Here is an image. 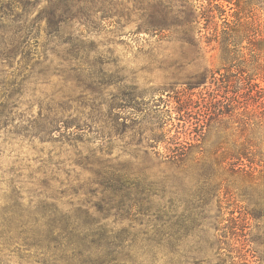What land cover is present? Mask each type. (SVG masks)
<instances>
[{"label":"rangeland","instance_id":"1","mask_svg":"<svg viewBox=\"0 0 264 264\" xmlns=\"http://www.w3.org/2000/svg\"><path fill=\"white\" fill-rule=\"evenodd\" d=\"M113 4L119 24L102 21L93 33L82 26L80 38L85 46L96 47L105 70L119 71L137 93H143L135 109L117 108V125L111 132L117 133L112 156L126 159L122 153L126 150L139 160L126 167L134 184L126 189V208L117 212L116 230L124 231L128 245L138 249L140 264H164L167 259L160 250L169 248L182 251L183 264H193V259L216 264L213 255L219 247L241 256L238 262L264 264V0H214L211 5L208 0L185 4L113 0ZM220 9L229 26L238 30L229 31L224 42L220 32L224 25L216 17ZM208 14L215 16L218 33ZM140 15L159 19L161 29L145 31ZM193 16L196 22L187 24L186 17ZM37 41L39 53L42 45L60 52L47 50L46 63L35 69L36 83L30 86L34 97L26 95L33 102L31 112L23 106L27 114L23 120L36 115V101L47 102L51 95L55 100L70 96L72 117H100L90 107L99 102L107 115L115 86L97 99L86 91L79 96L75 82L64 80L70 68L61 59L66 46L48 41L42 32ZM38 59L42 62L43 57ZM151 133L166 135L153 147ZM174 135L190 143L184 164L161 162L153 154L165 155ZM86 138L89 143L79 145L82 151L99 148L98 137ZM52 147L59 144L17 137L5 141L2 133L0 170L5 175L17 163L36 166L37 151ZM247 155L254 165L247 166ZM82 176L88 178L89 173ZM68 200L62 198V210Z\"/></svg>","mask_w":264,"mask_h":264},{"label":"trees","instance_id":"2","mask_svg":"<svg viewBox=\"0 0 264 264\" xmlns=\"http://www.w3.org/2000/svg\"><path fill=\"white\" fill-rule=\"evenodd\" d=\"M213 1L208 0L209 5ZM181 2L185 4L186 0ZM113 10V0H0V134L5 135V141L17 137L32 143L37 139L59 144L47 152L40 148L34 158L36 166L17 163L5 175L0 170V264H140L138 249L128 245L130 240L124 231L115 228L117 212L126 208V189L134 184L126 167L139 160L135 152L126 150L122 152L126 159L123 155L112 156L117 133L111 132L117 125V108L135 109L143 93H137V87L132 82L129 85L119 71L105 70L106 63L96 47L85 46L80 38L82 26L91 28L87 31L93 33L102 21L118 25L120 18ZM224 15L225 11L220 9L216 16L224 25L220 31L223 42L228 40L229 31L238 33ZM140 17L145 31L161 29L159 19ZM206 18L217 32L215 16L208 14ZM186 20L187 24L194 23L196 16ZM41 32L48 41L66 46L61 59L70 68L64 80L75 82L76 89L81 91L79 96L86 91L97 99L108 87L115 86L107 115L102 114L103 102H99L90 107L100 117H72L70 96L55 100L51 95L47 102L36 101V115L23 120L26 112L22 107L27 105L31 112L33 102L27 101L26 95L34 97L30 86L36 83L35 69L46 63L47 50L51 54L60 52L42 45L43 51L39 53L37 40ZM39 57H43L42 62ZM89 134L99 138V148L84 152L79 145L89 143ZM165 135L151 133L148 139L153 140L154 147ZM179 138L174 135L169 139L171 147L165 155L153 154L161 162L186 163L190 143ZM62 145L72 150L62 149ZM245 158L248 167L255 164L249 155ZM83 172L89 173L88 178L82 176ZM62 198H69L63 203L66 210L60 207ZM160 252L166 256L164 264H183L181 250L169 248ZM230 252L226 248L216 249V264H244L236 261L241 256H232ZM196 262L192 260L193 264H202L201 260Z\"/></svg>","mask_w":264,"mask_h":264}]
</instances>
